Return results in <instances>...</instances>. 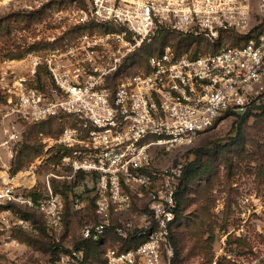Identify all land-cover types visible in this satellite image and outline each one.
Listing matches in <instances>:
<instances>
[{
	"label": "built area",
	"instance_id": "built-area-1",
	"mask_svg": "<svg viewBox=\"0 0 264 264\" xmlns=\"http://www.w3.org/2000/svg\"><path fill=\"white\" fill-rule=\"evenodd\" d=\"M35 2L47 7L48 21L32 39L37 43L44 31L47 44L42 56L32 52L29 61L49 72L55 88L28 89L18 76L21 67H15L3 75L9 81L3 90L9 101L16 100L11 113L19 120L37 125L55 118L62 124L60 162L47 174L44 193L4 184L0 207L12 203L37 211L60 234L65 204L53 182L72 183L83 175L90 179L84 183L96 220L82 228V240L100 242L109 233L121 240L107 251L106 264H174L184 166L175 159L157 167L155 149L193 145L227 111L245 115L264 108V32L244 46L197 57L166 46L149 58L147 71L127 75L122 68L144 46L163 43V33L211 43L227 32L250 34L251 0ZM74 208L84 204L77 200ZM31 226L13 210H0L5 248L17 243L14 227ZM85 255L83 248L71 247L56 264H83Z\"/></svg>",
	"mask_w": 264,
	"mask_h": 264
},
{
	"label": "rangeland",
	"instance_id": "rangeland-1",
	"mask_svg": "<svg viewBox=\"0 0 264 264\" xmlns=\"http://www.w3.org/2000/svg\"><path fill=\"white\" fill-rule=\"evenodd\" d=\"M251 3L253 12L250 35L263 33L262 0H251ZM39 9L35 0H0V114H2L0 116V171L7 166L11 177L14 170L13 163L24 144L31 142L40 145L39 155L33 161L24 164L23 169L36 176V191L44 193L46 186L44 180L47 174L52 172L53 166L60 162V146L57 144V139L62 127L59 130L55 127L54 130L49 131L46 124L36 136H30L31 129L36 125L30 121L19 120L16 114L11 113L16 109V100L9 101L6 91L3 90L9 81H2L6 71L10 72L16 69L15 67H21L17 71L18 76L26 80L28 89L37 88L42 93H48L52 87L55 88L49 72L41 66L35 70L29 61L32 58L28 56L36 51L39 56H42L41 50L47 44L44 42V31L38 34L37 43H34L32 38L35 37L33 33L37 26L45 27L48 15L28 26L17 23L15 19L19 12L31 13ZM8 27L9 31H5ZM230 42L228 44L233 43ZM34 71L37 72L34 73ZM49 121H56L62 126L55 118L44 119L39 125ZM236 121V116L224 115L213 129L200 135L189 147L172 152L155 149L154 164L157 167L166 166L175 159L185 167L194 159L192 154L194 149L209 146L213 142L220 147L213 157L205 159L206 173L197 177L182 196L185 204L180 214L179 226L173 235L176 255L179 254L183 259L182 264H260L264 262V164L253 162L249 156L252 151L256 154L258 152L257 148L253 149L252 141L259 145L260 151H264V116L258 119L252 117L245 130V139L235 143ZM53 126H55L54 123ZM85 179L82 176L70 184L69 182L56 183L60 186L58 191L53 184L54 192L60 195L65 204L64 227L60 234L51 231L44 217L37 211L23 214L33 222L30 228L14 227V236L17 240L15 246L5 248L2 245L1 238L4 232L0 230V264H52L54 249L60 247L68 250L82 241V228L96 220L92 196L86 193ZM3 185L0 181V188ZM65 185L68 190L66 195L63 194ZM16 189L22 192L19 187ZM77 200L84 204L83 209L74 208ZM17 214H20L19 210ZM202 225L204 227L201 230ZM209 225L213 227L214 232L209 243L211 250L207 255L205 252H200L196 240L191 235L198 229L204 233ZM204 237L201 238L202 241L208 238ZM110 238L108 237V240ZM240 240H246L247 245ZM245 246L251 249L250 254H242L245 252Z\"/></svg>",
	"mask_w": 264,
	"mask_h": 264
},
{
	"label": "trees",
	"instance_id": "trees-1",
	"mask_svg": "<svg viewBox=\"0 0 264 264\" xmlns=\"http://www.w3.org/2000/svg\"><path fill=\"white\" fill-rule=\"evenodd\" d=\"M48 14L47 7L35 10L34 12L27 13V12H19L16 14V22L22 24L23 26H28L31 23L35 22L39 18H44ZM5 31H9V27L6 28ZM260 33H253L248 35H241L236 34L234 32H227L224 33L220 39L215 42L211 43L205 38L202 37H193L189 36L186 38H182L174 33H163L161 38L163 39V43H160V41H155L152 44L144 46L137 54H135L130 62L126 63L125 66L122 68V71L125 72V74H137L141 71H147L148 69V61L149 58L153 55L159 54L160 51H162L166 46H172L179 55H185V54H191L193 57H197L200 54H206V53H217L220 52L226 48H236L246 45L252 38L258 37ZM233 42L232 44H228L229 42ZM230 42V43H231ZM224 115H232L237 117L236 121V137L234 139L235 143L239 141H243L245 139V130L248 125L249 120L254 118H262L264 116V108L258 109L257 111H248L245 115H238L234 114L230 111L225 112L221 117ZM220 117V118H221ZM219 118V119H220ZM218 119V120H219ZM217 120V121H218ZM216 121V123H217ZM51 123V124H50ZM53 123L55 126H53ZM215 123V124H216ZM48 124L47 128L49 131L54 130L55 127H58V130L61 129V125L57 123L56 121H49L48 123L44 122L42 124H37L31 129L30 136H36L37 132L42 128V126H45ZM261 124V123H260ZM49 127H51L49 129ZM214 126L211 128L213 129ZM211 129H209L207 132H209ZM206 133V132H205ZM233 141V143H234ZM234 143V144H235ZM251 145L253 149L257 148V154L255 151H252L249 156L253 162H261L264 164V151H260L258 149L259 145H257L256 142L252 141ZM40 145L33 143H27L24 144L22 147L20 153L17 155V159L13 163L14 170L12 171V176H15L17 172L23 169V165L28 163V161H33L39 155L40 151ZM220 147L216 143H211L209 146L200 147L197 149H194L192 151V154L194 155V159L185 165L183 177L177 192V200H178V209L176 214V220L173 226V235L175 234L176 228L179 226L180 220H181V211L185 204L183 202L182 196L184 193L187 192L189 186L195 179L202 174L206 173V164L205 159L213 157L218 151ZM31 158V159H30ZM55 185L56 190L58 191L60 187L57 182H53ZM63 194H68L67 186L65 185L63 188ZM93 204V202H92ZM94 205V204H93ZM3 209H11L14 212L20 211V216L33 223L31 219H28L26 216L24 217L23 214L29 213V211H33L15 204H8L6 206L0 207V210ZM22 213V214H21ZM96 219V218H95ZM204 227V225L201 226V230ZM18 228V227H17ZM19 229V228H18ZM213 227L211 228V225L207 226L205 228L204 233H201V231L195 230L194 233L191 235L196 240V245H198L200 252H205L207 255L210 253L211 247V237L213 236ZM3 235V234H2ZM15 235L14 229H13V236ZM204 236H207L208 238L205 240H201V238H205ZM108 237H111L108 240ZM15 238V236H14ZM175 240V239H174ZM240 242L244 245H247L246 240H240ZM175 244V243H174ZM122 245L121 240L114 234L109 233L107 237H105L100 242H91V241H80L75 246L76 248H83L85 250V261L83 264H106L107 259L105 257L107 251L109 249L115 248L116 246ZM66 251L64 249H61L60 247L56 248L52 252V259L51 263L56 264L57 260L59 258V255ZM252 251L247 246H245V252L242 254H250ZM183 259H181L180 255H176V258L174 260V264H182ZM260 264H264L260 263Z\"/></svg>",
	"mask_w": 264,
	"mask_h": 264
},
{
	"label": "crops",
	"instance_id": "crops-1",
	"mask_svg": "<svg viewBox=\"0 0 264 264\" xmlns=\"http://www.w3.org/2000/svg\"><path fill=\"white\" fill-rule=\"evenodd\" d=\"M1 115L2 114H0V116ZM10 173H11L10 169H8L7 166H6V169H3L0 171V181L2 184H7L9 182V183H12L14 185V183H15V187H19V189H21L22 192L25 191V192L31 193V194H36V192H38V191H36L37 185H35L37 182V179H36V176L32 172H29L27 170L22 169L19 172H17L15 174V176H11V177L9 176V175H11ZM83 177H85V176H83ZM85 178H86L85 181L90 180L87 177H85Z\"/></svg>",
	"mask_w": 264,
	"mask_h": 264
}]
</instances>
